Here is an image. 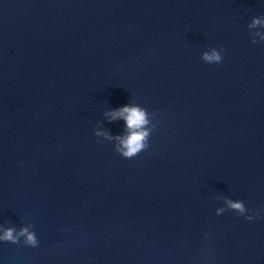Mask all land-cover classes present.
<instances>
[{"label": "water", "instance_id": "water-1", "mask_svg": "<svg viewBox=\"0 0 264 264\" xmlns=\"http://www.w3.org/2000/svg\"><path fill=\"white\" fill-rule=\"evenodd\" d=\"M260 36L264 0H0V235L39 241L0 264H264Z\"/></svg>", "mask_w": 264, "mask_h": 264}, {"label": "clouds", "instance_id": "clouds-1", "mask_svg": "<svg viewBox=\"0 0 264 264\" xmlns=\"http://www.w3.org/2000/svg\"><path fill=\"white\" fill-rule=\"evenodd\" d=\"M261 18H253L252 22L248 24V28H255L258 25H261ZM259 33L253 34V36H259ZM260 42H264V36H260ZM251 42L256 44L258 41L255 38H252ZM223 48L220 51H217L215 48H212L210 53L204 52L201 55L202 61L207 64H219L222 62ZM106 116L110 117L109 123L112 121L122 119L125 122L127 128V135L124 137H115L119 141V146L115 147L114 151L118 153L124 159H132L139 155L142 151H145L149 147V138L152 131L155 129V125L148 127L150 124L149 115L150 113L147 109L138 106V105H125L119 109H114L105 113ZM95 135H105L102 132H96ZM107 139H112L110 136H106ZM226 203L231 209H234L243 215L246 211L245 204L243 201L233 202L232 200H227ZM220 211H223L221 209ZM219 214V212L217 213ZM259 213L256 214L258 218ZM247 220H253V215L246 216ZM32 229V226L23 227L16 231L14 228H8L4 230L3 235H0V242H7L11 244L20 243L21 237H24L23 244L35 248L38 246L39 241L37 239L36 233Z\"/></svg>", "mask_w": 264, "mask_h": 264}]
</instances>
